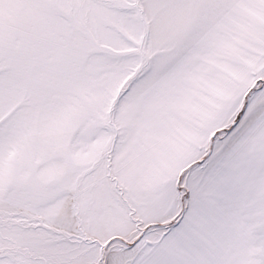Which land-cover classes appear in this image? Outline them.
<instances>
[{
    "label": "snow or ice",
    "instance_id": "snow-or-ice-1",
    "mask_svg": "<svg viewBox=\"0 0 264 264\" xmlns=\"http://www.w3.org/2000/svg\"><path fill=\"white\" fill-rule=\"evenodd\" d=\"M0 264H264V0H0Z\"/></svg>",
    "mask_w": 264,
    "mask_h": 264
}]
</instances>
